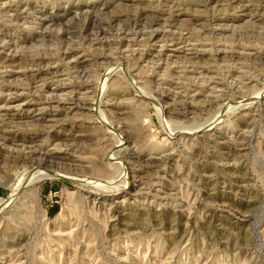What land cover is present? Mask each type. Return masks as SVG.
<instances>
[{"label": "rangeland", "instance_id": "obj_1", "mask_svg": "<svg viewBox=\"0 0 264 264\" xmlns=\"http://www.w3.org/2000/svg\"><path fill=\"white\" fill-rule=\"evenodd\" d=\"M0 109V264H264V0H0Z\"/></svg>", "mask_w": 264, "mask_h": 264}, {"label": "bare ground", "instance_id": "obj_2", "mask_svg": "<svg viewBox=\"0 0 264 264\" xmlns=\"http://www.w3.org/2000/svg\"><path fill=\"white\" fill-rule=\"evenodd\" d=\"M146 10V9H145ZM153 10H155V9H153ZM141 12H143V11H141ZM40 13V12H39ZM153 13V12H152ZM156 12L154 11V16L156 17V18H158V16L155 14ZM153 16V15H152ZM154 17V18H155ZM88 18H91V17H89L88 16ZM87 18V19H88ZM97 18H99V16L97 17ZM153 18V19H154ZM87 19H86V21H87ZM160 19V18H159ZM158 19V20H159ZM116 21L118 20V19H115ZM115 21V22H116ZM138 21V20H137ZM152 21H154V20H152ZM89 24H88V26H89V28L91 29V30H94V31H96V33H95V35H102V36H106L109 32H108V30H109V27L110 28H112V26H113V23H114V20L112 19V20H110L108 23H105L104 21L103 22H99L98 21V19L97 20H92V21H89L88 22ZM153 24H154V22H153ZM127 26V25H126ZM70 28V27H69ZM65 29H67V31H66V33H71L70 31H69V29H68V27L67 28H65ZM71 29V28H70ZM73 29V28H72ZM74 31V30H73ZM64 32V31H63ZM89 33V32H88ZM91 33H93V32H91ZM127 33V32H126ZM126 33H123V35L124 36H126L127 34ZM72 34H74V33H72ZM71 35V34H70ZM123 36V37H124ZM88 37H90L89 35H88ZM106 38V37H105ZM85 39H88V38H86L85 37ZM90 39V38H89ZM67 54H69V55H71V54H73L74 53V50L73 51H69V52H66ZM66 54V55H67ZM68 56V55H67ZM98 57H100V56H98ZM41 60V59H40ZM98 60V59H97ZM44 60L42 59L41 60V62H43ZM36 62V61H35ZM35 62H34V64H35ZM38 62V61H37ZM36 62V63H37ZM100 62V61H99ZM39 63V62H38ZM78 65V64H77ZM75 66V65H74ZM76 68H77V66H75ZM79 68V67H78ZM77 68V69H78ZM34 71V73H35V76H38V77H41V76H44L45 74H54L55 72H52V71H50V70H46V69H43V68H39V69H37L36 68V70H33ZM59 71V70H58ZM57 71V72H58ZM34 75V74H33ZM34 76V77H35ZM169 83V82H168ZM71 84V86H69L70 87V89L72 90V89H74V88H76V87H78V86H76V83H73V85H72V83H70ZM75 84V85H74ZM160 88V87H159ZM72 93V92H71ZM77 93V92H76ZM72 94H74V93H72ZM161 94V93H160ZM22 96L24 95V94H21ZM21 95H18V96H21ZM17 96V97H18ZM74 96V95H73ZM72 96V97H73ZM78 96V95H77ZM259 95H257V97H258ZM15 97V96H14ZM13 97V99H11L10 101H16L17 99L16 98H14ZM71 97V98H72ZM161 97V96H160ZM164 97V96H163ZM12 98V97H11ZM71 98H69L68 100H71ZM83 98V97H82ZM92 98V97H91ZM50 99V98H49ZM73 99V101H79V102H81V103H83L82 101H85L86 102V100L85 99H80V100H78V99H76V97L74 98H72ZM46 100V99H45ZM64 99H62V100H60V101H58L57 103L56 102H53L52 103V101H51V99L50 100H46L44 103H42V106L43 107H41L39 110L41 111V116H44L48 111H50V110H52V109H57V108H61V110L64 108V106H65V101H63ZM66 100V99H65ZM92 101V100H91ZM85 102H84V104H82V105H86L85 104ZM208 102H211V101H208ZM29 103V102H28ZM185 103H186V105H187V107L189 106V105H191V106H193V104L191 103V104H189L188 102H186L185 101ZM207 103V102H206ZM189 104V105H188ZM118 106V105H117ZM34 107V106H33ZM32 107V108H33ZM205 107V106H204ZM204 107H202L203 109H204ZM3 110H6V111H10V109H15L14 107H4V108H2ZM2 109H0V110H2ZM19 109H20V107H19ZM38 109V108H37ZM30 110V109H29ZM60 110V111H61ZM184 110H185V108H184ZM187 111H188V109H186ZM185 110V111H186ZM174 111V110H173ZM26 112H28V111H26ZM203 112H205V111H203ZM173 113H175V115L176 116H186L187 114V112L185 113V112H181V111H178V112H173ZM217 114V113H216ZM218 115V114H217ZM210 118H212V117H210ZM221 118V117H220ZM218 119V118H217ZM219 120V119H218ZM209 121L210 120H208V123L206 122L205 123V125H203V126H200V127H198V129H193V128H186V129H183V132L181 131V133H179L178 132V135H183L184 137L185 136H191L192 134H195V133H197L200 129H203L204 130V128L205 127H210V128H212V126H213V124H209ZM214 121V120H213ZM97 122V121H96ZM212 122V121H211ZM217 122V121H216ZM218 123V122H217ZM100 124H101V122H100ZM215 124V123H214ZM202 127V128H201ZM202 130V131H203ZM51 154H53V153H51ZM50 154V152H49V154H45V153H43V155L42 156H44L43 158H42V160H43V162H44V164L45 163H49L50 162V160L51 159H53L54 158V155H51ZM58 154V153H57ZM230 166V165H229ZM224 167H225V165H224Z\"/></svg>", "mask_w": 264, "mask_h": 264}]
</instances>
